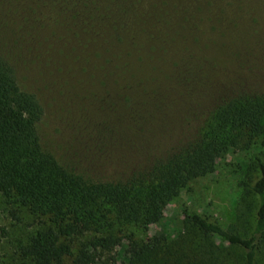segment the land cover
I'll return each instance as SVG.
<instances>
[{
    "label": "rangeland",
    "instance_id": "rangeland-1",
    "mask_svg": "<svg viewBox=\"0 0 264 264\" xmlns=\"http://www.w3.org/2000/svg\"><path fill=\"white\" fill-rule=\"evenodd\" d=\"M128 14L148 30L146 41L153 31L162 37L130 43L121 24ZM63 34L78 64L67 59ZM0 53L42 107V149L86 181L124 182L192 142L225 101L264 96V0H0ZM253 156L264 160V150L227 153L170 201L159 223L128 232L173 240L182 207L229 227ZM6 209L0 196V264H16L37 225Z\"/></svg>",
    "mask_w": 264,
    "mask_h": 264
},
{
    "label": "trees",
    "instance_id": "trees-1",
    "mask_svg": "<svg viewBox=\"0 0 264 264\" xmlns=\"http://www.w3.org/2000/svg\"><path fill=\"white\" fill-rule=\"evenodd\" d=\"M138 22L129 14L121 20L130 43L146 41L148 30L139 31ZM151 33L149 40L162 35ZM61 37L67 59L78 64L81 55L69 48V35ZM123 37L115 43L121 45ZM97 56L87 52L82 60ZM42 116L37 97L20 88L10 62L0 53V196L13 219L26 211L37 225L19 246L16 264H264L260 156H253L247 181L241 182V205L229 227L182 207V232L173 240L163 234L138 239L128 232L130 227L145 231L159 223L170 201L190 182L213 174L227 153L254 145L264 150V96L242 94L225 101L192 142L149 170L116 183L86 181L45 152L37 132Z\"/></svg>",
    "mask_w": 264,
    "mask_h": 264
}]
</instances>
